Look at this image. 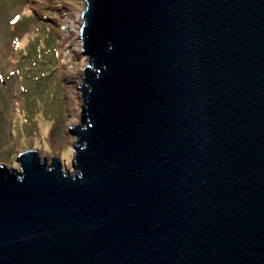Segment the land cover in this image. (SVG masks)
<instances>
[{"label": "water", "instance_id": "water-1", "mask_svg": "<svg viewBox=\"0 0 264 264\" xmlns=\"http://www.w3.org/2000/svg\"><path fill=\"white\" fill-rule=\"evenodd\" d=\"M72 168L0 164V264H264V0H85Z\"/></svg>", "mask_w": 264, "mask_h": 264}, {"label": "rangeland", "instance_id": "rangeland-1", "mask_svg": "<svg viewBox=\"0 0 264 264\" xmlns=\"http://www.w3.org/2000/svg\"><path fill=\"white\" fill-rule=\"evenodd\" d=\"M84 3L0 0V164L18 169V153L34 148L47 163L54 155L73 171L77 138L69 129L81 122L88 65L80 39ZM45 9L57 20L43 16ZM44 26L52 30L56 53L49 45L40 49Z\"/></svg>", "mask_w": 264, "mask_h": 264}, {"label": "trees", "instance_id": "trees-1", "mask_svg": "<svg viewBox=\"0 0 264 264\" xmlns=\"http://www.w3.org/2000/svg\"><path fill=\"white\" fill-rule=\"evenodd\" d=\"M42 15L47 17V18H50V19H54L56 18V13L52 10H48V9H45L42 11ZM57 20V18H56ZM45 27V34H41V40L39 41V45H40V49L44 50L46 48V46H50V49H51V52H54L56 53L57 52V47H56V42H55V38H52L51 37V32L52 30L48 29L46 26Z\"/></svg>", "mask_w": 264, "mask_h": 264}]
</instances>
